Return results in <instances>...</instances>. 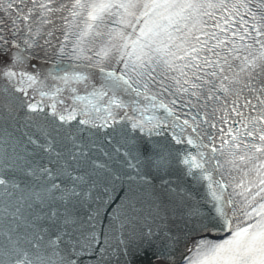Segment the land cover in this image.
I'll return each mask as SVG.
<instances>
[{"label": "snow or ice", "instance_id": "1", "mask_svg": "<svg viewBox=\"0 0 264 264\" xmlns=\"http://www.w3.org/2000/svg\"><path fill=\"white\" fill-rule=\"evenodd\" d=\"M0 264H264V0H0Z\"/></svg>", "mask_w": 264, "mask_h": 264}]
</instances>
